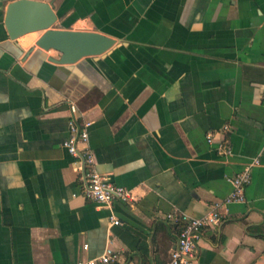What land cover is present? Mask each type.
<instances>
[{
  "label": "crops",
  "instance_id": "crops-1",
  "mask_svg": "<svg viewBox=\"0 0 264 264\" xmlns=\"http://www.w3.org/2000/svg\"><path fill=\"white\" fill-rule=\"evenodd\" d=\"M14 1L0 0V264H75L108 246L122 264L163 263L179 235L168 214L204 216L256 158L246 201L204 230L195 264H264V0H47L55 27L116 40L72 64L36 44L44 31L10 37ZM73 106L97 169L134 205L83 195L63 146Z\"/></svg>",
  "mask_w": 264,
  "mask_h": 264
},
{
  "label": "built area",
  "instance_id": "built-area-1",
  "mask_svg": "<svg viewBox=\"0 0 264 264\" xmlns=\"http://www.w3.org/2000/svg\"><path fill=\"white\" fill-rule=\"evenodd\" d=\"M73 115L69 120V134L63 142V146L68 152L79 161L77 170L82 172L83 195L105 207H112L115 202L121 201L129 205H134L137 197L133 189L116 184L111 178L101 173L96 167V158L89 145L91 121L81 122L76 113V107H72ZM225 128H228L226 126ZM207 141L213 144L217 140L215 132L206 135ZM217 149L225 155H232L233 148L230 141L221 139ZM258 158L251 161L245 169L237 172L231 177L233 190L225 201L216 202L210 211L202 217L191 216L180 210L171 211L168 218L179 225V235L177 246L172 250L168 260L160 264H195L199 242L206 228L219 226L229 218V212L224 210V206L231 202L246 201V188L252 180V167L259 164ZM114 224L121 221L115 216H111ZM122 254L108 246L104 253L98 257L79 259L75 264H122Z\"/></svg>",
  "mask_w": 264,
  "mask_h": 264
},
{
  "label": "water",
  "instance_id": "water-1",
  "mask_svg": "<svg viewBox=\"0 0 264 264\" xmlns=\"http://www.w3.org/2000/svg\"><path fill=\"white\" fill-rule=\"evenodd\" d=\"M59 18L47 0H17L8 6L6 25L12 39L30 31H44L36 44L60 52L59 58L51 57L58 63L72 64L84 57L103 55L116 44L113 37L102 32L55 27Z\"/></svg>",
  "mask_w": 264,
  "mask_h": 264
}]
</instances>
